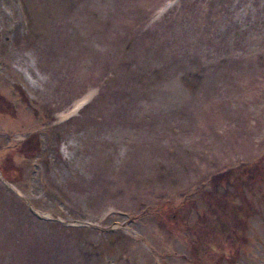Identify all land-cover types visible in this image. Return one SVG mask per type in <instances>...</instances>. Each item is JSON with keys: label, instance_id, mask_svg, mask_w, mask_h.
<instances>
[{"label": "rangeland", "instance_id": "374dc122", "mask_svg": "<svg viewBox=\"0 0 264 264\" xmlns=\"http://www.w3.org/2000/svg\"><path fill=\"white\" fill-rule=\"evenodd\" d=\"M79 58L100 78L65 116ZM255 161L264 0H0V264H195L212 178ZM242 192L220 264H264V182Z\"/></svg>", "mask_w": 264, "mask_h": 264}, {"label": "trees", "instance_id": "16d2710c", "mask_svg": "<svg viewBox=\"0 0 264 264\" xmlns=\"http://www.w3.org/2000/svg\"><path fill=\"white\" fill-rule=\"evenodd\" d=\"M36 151H41L40 145L36 146ZM243 166V170H228L212 178L214 192L218 193L219 186L225 190L213 200L211 210L215 217H204V226L194 230L195 238L190 250L196 258L195 264L232 263L237 258L240 251L238 246L244 239L246 229H249L248 219L259 213L256 205L245 199L243 188L252 182H264V166L260 161ZM8 167L5 171L11 173L13 170H8ZM237 198L239 203L235 202ZM234 202L237 206H234Z\"/></svg>", "mask_w": 264, "mask_h": 264}, {"label": "bare ground", "instance_id": "6f19581e", "mask_svg": "<svg viewBox=\"0 0 264 264\" xmlns=\"http://www.w3.org/2000/svg\"><path fill=\"white\" fill-rule=\"evenodd\" d=\"M97 66V61L92 62L85 58H79V63L73 73L72 88L73 90H79L81 96L72 103L70 110L65 113V116L68 115L71 110V113L76 112L92 96L93 92L90 90L97 85L100 78L98 73L99 68Z\"/></svg>", "mask_w": 264, "mask_h": 264}]
</instances>
